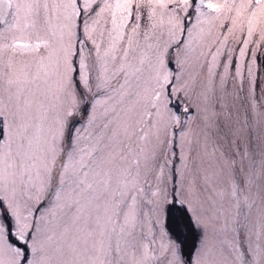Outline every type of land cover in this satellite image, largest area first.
Here are the masks:
<instances>
[{"label": "snow or ice", "instance_id": "obj_1", "mask_svg": "<svg viewBox=\"0 0 264 264\" xmlns=\"http://www.w3.org/2000/svg\"><path fill=\"white\" fill-rule=\"evenodd\" d=\"M0 264H264V0H0Z\"/></svg>", "mask_w": 264, "mask_h": 264}]
</instances>
